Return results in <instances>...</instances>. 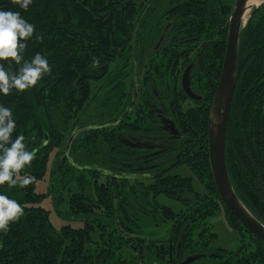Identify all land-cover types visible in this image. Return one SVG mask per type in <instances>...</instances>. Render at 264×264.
<instances>
[{"label":"trees","instance_id":"16d2710c","mask_svg":"<svg viewBox=\"0 0 264 264\" xmlns=\"http://www.w3.org/2000/svg\"><path fill=\"white\" fill-rule=\"evenodd\" d=\"M234 4L235 0H32L25 10L14 0H0V9L19 12L35 26L25 41L23 59L40 53L50 65L31 88L0 94V104L11 108L16 120L13 139L23 135L26 148L35 152L17 173L18 179L31 177L28 184H0V192L24 209L6 233L0 232V264H141L135 256L128 262L115 253L124 246L136 247V256L151 262L162 249L159 241L152 247L155 241L147 234L152 221L162 217L171 222L173 238L182 234L187 240L201 224L199 241L204 242L214 236L206 219L220 206L232 227L244 228L220 199L208 147L210 110ZM195 43L201 44L202 53L193 57L187 47ZM10 60H0V65L17 71L19 66ZM190 60L196 64L191 86L202 98L187 104L178 65ZM237 66L226 163L238 197L264 223V2L251 10L240 31ZM135 89L138 97L131 107ZM156 93L166 98L184 140L162 173L145 178L142 170L128 169L129 147L116 134L127 132L132 113L141 125L143 99ZM93 112L96 116L91 118ZM72 133L76 135L67 150ZM53 152L54 196L73 220L59 228L50 210L40 204L46 193L36 191ZM180 167H187L188 174L178 172ZM193 175L205 193L193 184ZM162 195L183 206L174 210L163 203ZM201 261L264 264V242L252 234L229 257Z\"/></svg>","mask_w":264,"mask_h":264},{"label":"flooded vegetation","instance_id":"af4514ba","mask_svg":"<svg viewBox=\"0 0 264 264\" xmlns=\"http://www.w3.org/2000/svg\"><path fill=\"white\" fill-rule=\"evenodd\" d=\"M166 28L167 26L164 27V29ZM162 34L163 35L160 36V40L157 42L155 48H158L160 46L164 36V33ZM187 48L189 50V54L193 57H196L197 55H200L202 53L201 44L195 43ZM199 62H201V59ZM178 66H181L182 68L179 75L180 82L182 84V76L185 69L190 66L192 71L193 66H196V64L194 61L190 60L181 62ZM192 90L195 94H198L200 96L199 99L202 98L201 94L196 89ZM137 97L138 94L136 93L135 89L131 107L135 105ZM165 101L166 98H163L162 95H159L158 93H156L152 98H144L143 103L145 106L143 107V114L140 116L142 120L141 125L144 122L143 127L140 128L141 121H139V123L136 122L137 115L135 113H132L130 115L129 127L127 132L124 135L120 133L116 134L118 140L122 144H125L129 147V154L127 155L126 161L128 169L130 170V172L142 170L143 176L145 178H154L162 173L163 167L167 165L166 161L176 156L177 153L175 151L181 150L180 147L183 145V132L178 127L176 119L171 116L170 112L167 110ZM192 101L193 98L189 96L188 99H185V103L187 104ZM166 154H170L168 158L166 157ZM122 163L124 162L122 161ZM181 168L182 167L177 169L178 172ZM193 179L194 175L192 176V180ZM199 184L204 187L201 182H199ZM195 186L197 187V183H195ZM160 197L162 199V196ZM220 209H223L224 211L228 226L233 228L240 234L239 230L243 231V229L239 227H232L228 221V216L225 212V209L220 206L212 215H210L206 219V225L214 234L212 238L204 242L199 241L200 234L203 231V226L201 224H197L193 227V237L191 238V240H187L184 238L181 239L182 234H179V237L175 239L171 235L170 224V226L165 230V235H163L162 238H158V241L161 243L160 247H162V249H159V256L157 257V260H153L152 263L179 264L186 259L197 257L188 264H204L201 261L203 259L214 262L229 257L231 255V252L234 253L236 249L228 248L227 244H215L218 233L215 229H213L214 226L208 222V219L213 217V215ZM155 225L157 224L154 223L153 226ZM147 232L149 231L147 230ZM126 248L133 250V256H135L138 261L143 263L142 259L136 256V254L139 253L137 252L139 249H136V247L134 246H126Z\"/></svg>","mask_w":264,"mask_h":264},{"label":"clouds","instance_id":"9594fccd","mask_svg":"<svg viewBox=\"0 0 264 264\" xmlns=\"http://www.w3.org/2000/svg\"><path fill=\"white\" fill-rule=\"evenodd\" d=\"M14 3L27 10L32 0H14ZM34 25L24 19L19 12L0 9V60L11 58L9 63L19 67L15 72L7 71L0 65V94L7 95L11 89L24 90L34 86L37 81L50 71L45 56L36 53L30 60L23 59L25 41L34 33ZM39 39V36H37ZM95 66L98 61H92ZM16 127L11 108L0 104V184L7 182L9 187L26 185L32 178H17L20 169L34 158V150H28L21 134L13 139ZM24 214L20 203L0 192V232L6 233L11 222Z\"/></svg>","mask_w":264,"mask_h":264},{"label":"water","instance_id":"95a60500","mask_svg":"<svg viewBox=\"0 0 264 264\" xmlns=\"http://www.w3.org/2000/svg\"><path fill=\"white\" fill-rule=\"evenodd\" d=\"M263 2L264 0L259 4L248 5V0H235L229 17L221 75L210 110L208 147L213 179L223 205L245 229L264 242V223L246 207L235 192L230 180L225 153L227 124L237 81L240 31L247 22L251 10ZM190 75L191 67L188 66L182 76L183 89L189 97L199 99L200 96L195 94L191 88ZM75 135L76 133H72L68 139L67 150ZM196 258L186 259L179 264H188Z\"/></svg>","mask_w":264,"mask_h":264},{"label":"rangeland","instance_id":"374dc122","mask_svg":"<svg viewBox=\"0 0 264 264\" xmlns=\"http://www.w3.org/2000/svg\"><path fill=\"white\" fill-rule=\"evenodd\" d=\"M93 110H95V104L92 107V111ZM91 115H92L91 118L93 117V115L96 116V112H93ZM91 121L92 120H90V122ZM53 154L54 152L50 156V163L48 164L46 174L44 175L42 179L38 180L36 183V191L40 193H46V195L41 200L40 204L50 210L51 220L53 224L55 225V227L59 228L62 224H65V223L70 222V224H72L73 220L71 217L67 215L66 213L67 210L65 206H62L60 202L56 201L55 199L56 196H54V194L57 193L56 192L57 186H56V180L51 175V169H52V164H53V163L51 164V160H52ZM186 170H188L187 167H182L179 170V172L183 174H188ZM54 183L55 185L53 186ZM196 183H197V189L199 190V192L200 193L205 192V188L201 184H199V182L196 181ZM193 184L195 185V181ZM163 199H165L163 203L170 205L172 208H174V210H179L183 206V203L180 200L168 198L162 195V200ZM152 222L153 224L156 223L157 225L153 226L152 224L151 226L147 227L146 229L149 231L147 232V234L149 235L150 238H152V240L155 241L154 247L155 246L158 247L159 246L158 238H162V236L165 235V230L166 228L170 226L171 222L162 221V217H160L159 220L152 221ZM208 222L214 226L213 229H215L218 233V236L215 240V244L217 245L227 244L228 248H234L238 250L241 245V240L248 239L252 235L249 232L245 231L244 228H241L243 229V231L239 230L240 231V234H239V232H236L233 228L229 227L227 224L223 209L218 210L213 215V217L208 219ZM115 253L123 255L124 259L128 262L130 260H133L134 262L135 260L133 256V251L131 249H127L126 246H124L120 250H118V248H115ZM154 260H157V259H154ZM152 262L153 261L151 262L147 261L141 264H152Z\"/></svg>","mask_w":264,"mask_h":264},{"label":"bare ground","instance_id":"6f19581e","mask_svg":"<svg viewBox=\"0 0 264 264\" xmlns=\"http://www.w3.org/2000/svg\"><path fill=\"white\" fill-rule=\"evenodd\" d=\"M262 0H248V5H255V4H259ZM250 12V10H249ZM248 12V14H249ZM247 17V16H246Z\"/></svg>","mask_w":264,"mask_h":264}]
</instances>
